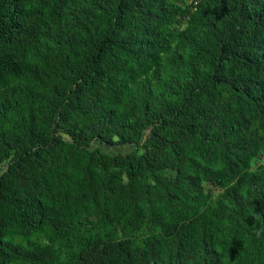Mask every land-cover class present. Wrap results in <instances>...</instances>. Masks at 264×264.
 <instances>
[{"label": "trees", "instance_id": "1", "mask_svg": "<svg viewBox=\"0 0 264 264\" xmlns=\"http://www.w3.org/2000/svg\"><path fill=\"white\" fill-rule=\"evenodd\" d=\"M262 149L264 0H0V264H264Z\"/></svg>", "mask_w": 264, "mask_h": 264}, {"label": "rangeland", "instance_id": "2", "mask_svg": "<svg viewBox=\"0 0 264 264\" xmlns=\"http://www.w3.org/2000/svg\"><path fill=\"white\" fill-rule=\"evenodd\" d=\"M190 1V0H189ZM188 1V2H189ZM175 3H178L176 1H174ZM185 25V20H180L178 21L175 26L178 27H183ZM89 149H93V148H99L101 151L108 153V154H115L117 152H127L131 149H133L134 147L131 145H123V146H111V147H107L104 146L102 144H99L97 141H92L88 147ZM264 163V149L260 150L256 156H254L250 162H249V168L254 170L257 167H259L261 164ZM167 174H173L172 171L167 170L166 171ZM203 187H204V191H206L209 196H210V204L214 205L215 203L218 202L219 200V196L222 192L221 187L216 186V185H212L210 183H203Z\"/></svg>", "mask_w": 264, "mask_h": 264}, {"label": "built area", "instance_id": "3", "mask_svg": "<svg viewBox=\"0 0 264 264\" xmlns=\"http://www.w3.org/2000/svg\"><path fill=\"white\" fill-rule=\"evenodd\" d=\"M198 1L199 0H190L189 2H191L192 5H196Z\"/></svg>", "mask_w": 264, "mask_h": 264}, {"label": "crops", "instance_id": "4", "mask_svg": "<svg viewBox=\"0 0 264 264\" xmlns=\"http://www.w3.org/2000/svg\"><path fill=\"white\" fill-rule=\"evenodd\" d=\"M188 1H189V0H183V2H186V3H188Z\"/></svg>", "mask_w": 264, "mask_h": 264}]
</instances>
